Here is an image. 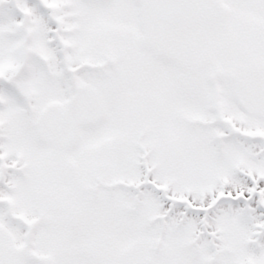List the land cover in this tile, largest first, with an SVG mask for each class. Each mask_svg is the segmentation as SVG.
<instances>
[{"label": "snow or ice", "instance_id": "obj_1", "mask_svg": "<svg viewBox=\"0 0 264 264\" xmlns=\"http://www.w3.org/2000/svg\"><path fill=\"white\" fill-rule=\"evenodd\" d=\"M0 264H264V0H0Z\"/></svg>", "mask_w": 264, "mask_h": 264}]
</instances>
